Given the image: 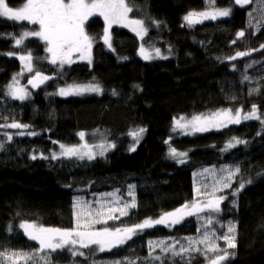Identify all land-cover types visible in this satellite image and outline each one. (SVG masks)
Wrapping results in <instances>:
<instances>
[{
  "label": "trees",
  "instance_id": "1",
  "mask_svg": "<svg viewBox=\"0 0 264 264\" xmlns=\"http://www.w3.org/2000/svg\"><path fill=\"white\" fill-rule=\"evenodd\" d=\"M7 2L16 8L25 0ZM129 6L133 7L130 17L146 25L143 38L124 26L112 25L109 48L103 40L105 22L95 15L85 22L86 33L95 38L90 62L73 59L63 67L59 61L51 63L46 43L37 37L15 44L22 32L38 30V25L0 17V252H29L39 247L19 227L22 222L75 227L73 205L78 195L92 197L118 190L126 197L133 186L135 207L99 225L114 231L146 219L158 220L197 199L205 203L215 188V196L226 199L221 211L211 214L212 224H207L205 210L176 224L146 228L110 250L99 251L93 245L81 249L83 256H73L70 248L58 250L51 253V264H210L212 253L173 256L162 248L175 244L179 251L189 238L199 239L205 231L222 235L229 224L235 225L236 247L229 250L231 255L223 264H264V124L250 119L218 130L173 132L176 117L189 120L221 109L249 112L256 105L264 119V48L260 47L264 45V0H250L242 7L234 0H215L216 8L231 7V14L191 27L183 17L190 11L212 9L206 0H130ZM240 31L245 35L237 38ZM141 45L159 48L166 57L145 60ZM29 51L33 73L22 71L19 59ZM237 52L250 54L228 59ZM36 71L52 78L34 88L28 81ZM13 77L29 90L23 101L8 94ZM90 84L102 91L59 94L61 88ZM252 89L258 91L249 94ZM14 122L28 127H5ZM139 128L146 131L136 143L129 133ZM21 131L24 135L18 134ZM80 132L85 133L83 139ZM7 135L12 136L10 141ZM229 142L235 146L225 150ZM83 143L92 147L106 143L109 149L93 159L59 155L60 144ZM169 146L187 156L173 158ZM52 153L58 158L52 159ZM225 166L240 167L229 188L223 187L228 176L221 175ZM205 169L215 171L216 176L199 184L194 175ZM240 183L245 187L236 192ZM149 242L159 246L150 249ZM216 243L221 249L226 247L222 240Z\"/></svg>",
  "mask_w": 264,
  "mask_h": 264
},
{
  "label": "snow or ice",
  "instance_id": "2",
  "mask_svg": "<svg viewBox=\"0 0 264 264\" xmlns=\"http://www.w3.org/2000/svg\"><path fill=\"white\" fill-rule=\"evenodd\" d=\"M130 0H25V2L20 7H10L7 0H0V17H5L15 21H27L34 25H39V29L35 31H24L20 34L18 39H15V44L17 46L22 45L24 40L28 37H37L46 43V51L51 54V63L56 64L59 61L61 67L64 64H72V56L74 53L79 54L80 59H88L90 62L92 42L94 37L89 36L85 31V22L89 20L90 17L99 14L103 17L105 22V28L103 32V40L111 48L109 29L113 24L124 23L126 25H134L132 30L137 33L138 36L143 38V35L147 33V28L144 27L143 20H129V13L133 11V7L129 6ZM250 0H234V4L238 6L248 5ZM206 6L208 8L214 9V11H190L184 17L186 24L191 27L197 23H202L204 20H216L219 17H228L231 14V7L216 8L215 0H206ZM249 15H252L249 13ZM252 24L250 22L249 27ZM237 38H242L245 35L244 31H240L237 34ZM235 43V41H233ZM264 48V45L260 46ZM254 49L253 51H257ZM153 53H150L147 49L141 45L140 55L145 60H150L155 57L161 56V51L159 48H155ZM12 55V53H8ZM248 52H237L235 56L229 57L228 59L234 60L237 57H242L249 55ZM20 61L23 64L22 71H33V57L29 51L26 55L19 56ZM251 67V65H248ZM19 75V74H18ZM52 77L46 76L40 71H36L35 75L28 81L32 87H38L39 85L45 83ZM248 76H244V80H248ZM18 80L13 77V83L8 85V94L13 98L19 99L21 101L25 100L29 93L24 89L17 87ZM99 85L90 84L87 86H69L68 89H59L60 95H70V94H81L83 92H101ZM258 89H252L249 94L256 92ZM243 109H221L209 116L204 117L203 115L192 116L190 120H186L185 117L181 116L179 118H174V128L173 131L177 129L182 130L187 133L188 129L191 132H205L211 128H223L227 127L229 124H239L242 120L256 119L260 120L264 124V119L258 115V110L256 105H252L251 110L247 113H243ZM5 127H10L13 129H23L27 128V125H22L19 123H12L10 125H5ZM144 128H139L129 134L134 138L136 143H139L140 136L145 132ZM19 135H24V132H19ZM36 133H29V135H35ZM78 135L81 139L84 138L85 133L80 132ZM7 139L10 141L12 139L11 135H7ZM236 143H244L243 141L236 140ZM168 143V141H165ZM114 147V145H112ZM234 143L229 142L226 146L227 148L234 147ZM103 147V145H100ZM0 148H3V144L0 143ZM62 157H79L83 159L87 156L88 159H93V153L87 144L82 146H65L60 144ZM84 149H89L84 151ZM131 151L135 150V146L130 148ZM103 155V152L100 153ZM169 155L173 158L186 157L187 153L178 152L175 148L169 146ZM36 159L35 156L32 157ZM57 154L52 153V159H57ZM183 163L184 160L179 161ZM228 171V176L226 180H223V187L229 188L231 184L229 181L240 172V167L236 166L234 170H228L227 166L221 169V171ZM208 172L209 169H205ZM221 181H217L220 183ZM250 183V181H249ZM130 189L132 186H129ZM245 187L244 183H240L239 188L236 192H239ZM200 193V189L196 190ZM216 189L213 188L212 198L208 199L205 203H201L199 200L193 202L191 205L184 204L180 208L175 209L173 212H166L160 216L158 220L146 219L142 223L135 224L127 228H117L114 231L107 227L100 230L89 231L88 229L93 227L95 224H99L103 221L101 217L107 216V219H118L119 216L127 215L125 208L135 207V201L133 200L131 205L125 204V208L116 209L108 207L105 212V205L100 203L99 200L96 203L99 208L93 209L91 203L83 200L81 197H76L74 202V209L76 214V224L73 228H49L38 226L35 223H29L27 221L22 222L19 227L23 229L25 235L29 239L37 241L39 247L35 250L24 252V251H14L0 252V264H51V253L65 248H70L71 254L73 256L80 255L83 256L84 252L81 249H88L93 245L98 247L99 251L110 250L115 247H119L125 244L132 236L136 235L137 232H141L146 228L153 227L158 224H171L179 223L185 216H190L194 214H199L207 210L209 217L207 219V224H212V213H219L221 211V203L226 199L223 195L218 197L215 196ZM236 192L233 195H236ZM112 195V194H105ZM132 195V192H129ZM119 212V216H114V212ZM83 219V223L81 220ZM223 227V225H221ZM84 229V230H81ZM11 230V228L9 229ZM222 240L225 242L226 247L221 249L216 241ZM150 249L159 246L153 245V242H149ZM198 245H203L204 247H198ZM236 247L235 243V225L229 224L227 231L217 236L214 232L209 233L204 232L203 236L199 239L189 238L188 244L185 247L181 245L179 251H177L175 244L170 246H165L162 248V252L169 253L173 256L182 255L184 253L190 252H203L205 255L212 253L213 257H210V264H223L224 261L228 259L231 255L230 249ZM222 253V254H221ZM149 255H152L150 251ZM159 259V257H154ZM113 264H122L121 261H114ZM128 264H134V262L129 261Z\"/></svg>",
  "mask_w": 264,
  "mask_h": 264
},
{
  "label": "rangeland",
  "instance_id": "3",
  "mask_svg": "<svg viewBox=\"0 0 264 264\" xmlns=\"http://www.w3.org/2000/svg\"><path fill=\"white\" fill-rule=\"evenodd\" d=\"M206 11H214V9H208ZM196 12H201V11H196ZM96 15L99 16V14H96ZM100 17H102V16H100ZM219 18H222V17H219ZM219 18H217V19H219ZM102 19H103V17H102ZM129 20H137V19H133L132 17H130V13H129ZM113 25L124 26V27L130 29L131 31H133L132 28L134 27V25H126L124 23H121V24H113ZM144 27L146 28V25L145 24H144ZM134 33H136V32H134ZM145 35H143V37ZM109 36H110V32H109ZM144 48L147 49L150 53H153V55H154V52H153L154 49H148L146 47H144ZM49 55H50V58H51V54L50 53H49ZM160 57H166V56L161 52V56ZM72 59H79V60L89 61L88 59H80L78 53H74L73 56H72ZM90 59H91V57H90ZM24 72H28V71H24ZM34 75H31L30 76V79H32V77ZM16 86L17 87H20V88H24L29 93V90L24 85L18 84ZM216 111H214V112H216ZM214 112H212V113H214ZM243 113H247V112L243 111ZM210 114L211 113L206 114V115H203V116L204 117H207ZM176 118H179V117H176ZM242 121H245V120H242ZM219 129H221V128H219ZM210 130H218V129L217 128H211ZM210 130H208V131H210ZM173 132H175V133H183V134H191V133H194V132H191V129L190 128L188 129V132L187 133H185V132H183L182 130H179V129H177L176 131H173ZM82 145H85V144L83 143V144H80L79 146H82ZM100 145H103V147H100ZM89 148L91 149V152L93 153V156H96V155H101L100 154L101 152H103V154H104L109 149V145L106 144V143H100V144H98V145H96L94 147L89 146ZM88 150L89 149H84V151H88ZM227 169L230 170L229 168H227ZM196 175H197V181H198V183L199 184H203V180H205V181L208 182L207 178H214L216 176V173H215V171H208V172H205L204 171V172H201V173H198V174L195 173V175H194L195 178H196ZM221 175L222 176H227L228 175V171L227 170L223 171V173ZM199 184L197 186V189H199ZM130 191L132 192V195H129V192ZM200 193L199 194L197 193V195L199 196ZM105 194H112V195H105ZM77 197H81L83 200L91 203L93 209L99 208V205L96 203V201L99 200L100 203H102V204L105 205V212H106L108 207L116 208V209H122V208H125V204L131 205L132 202H133V200L135 201V191H134V188L132 186L131 189L129 188L126 197H122L120 195V193L118 192V190H110V191L100 192V193L94 194L92 197H88L86 195H78ZM197 200H199V199H197ZM129 210H130V207L125 208V211L128 212ZM113 215L114 216H117V215H119V212L118 211L117 212H114ZM75 216H76V214H75ZM100 219H102L103 221H105L107 219V216L105 215L104 217H101ZM81 223H83V219L81 220ZM99 225H101V223L95 224L93 227L89 228L88 230L89 231H96V230L102 229L101 227H99ZM81 230H84V229H81Z\"/></svg>",
  "mask_w": 264,
  "mask_h": 264
},
{
  "label": "water",
  "instance_id": "4",
  "mask_svg": "<svg viewBox=\"0 0 264 264\" xmlns=\"http://www.w3.org/2000/svg\"><path fill=\"white\" fill-rule=\"evenodd\" d=\"M40 86V85H39ZM35 88H37V87H35Z\"/></svg>",
  "mask_w": 264,
  "mask_h": 264
}]
</instances>
